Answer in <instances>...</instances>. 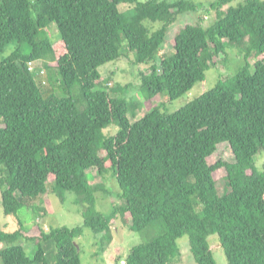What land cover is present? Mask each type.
<instances>
[{"label":"trees","instance_id":"trees-1","mask_svg":"<svg viewBox=\"0 0 264 264\" xmlns=\"http://www.w3.org/2000/svg\"><path fill=\"white\" fill-rule=\"evenodd\" d=\"M233 1H212V23L199 15L169 39L170 26L201 4L0 0V189L5 214L18 222L13 231L0 227V264H83L78 239L85 228L104 234L100 254L117 218L147 237L123 264H177L184 236L196 264H217L209 242L215 234L229 264H264V163L256 165L264 152V0ZM121 3L134 6L121 11ZM170 42L172 51L159 62ZM126 51L135 64L150 66V73L140 72L150 103L165 92L175 100L193 89L221 55L228 61L236 51L244 63L179 110L155 105L132 121L129 113L141 102L113 96L99 70ZM37 61L60 73L49 76V86ZM112 124L119 130L106 135ZM221 143L231 146L234 161L210 164ZM91 168L119 185L120 202L110 216L97 208L100 185L90 184ZM219 170L225 172L220 179ZM50 188L62 202L67 192L77 194L82 226L26 228L19 211ZM33 209L42 219L44 207Z\"/></svg>","mask_w":264,"mask_h":264},{"label":"rangeland","instance_id":"rangeland-1","mask_svg":"<svg viewBox=\"0 0 264 264\" xmlns=\"http://www.w3.org/2000/svg\"><path fill=\"white\" fill-rule=\"evenodd\" d=\"M145 1V0H139ZM201 4L199 12L184 13L177 21H175L169 28L168 38L174 39L176 33L180 31L186 24L195 23L198 16L201 15L205 19V24L209 25L214 20V13L208 12L207 7L214 0H194ZM240 0H234L231 4L237 5ZM243 1V0H242ZM134 5L131 4H120V10L125 11L132 8ZM205 9V10H204ZM149 24V22H146ZM158 25V24H157ZM50 32L54 40H59L57 27L53 25L50 28ZM173 42H170L165 47H163L158 55L159 62L161 59L169 52L172 51ZM123 51L125 46H123ZM11 48H8L5 54L10 52ZM1 57V56H0ZM134 55L132 52H125L124 56L116 61H111L99 68L102 73V80L104 81V87L113 96H125L129 99L132 97H137L142 106L133 115L129 113V117L132 121H137L145 114L151 111L155 105L161 107L162 111L165 112H175L194 100L195 98L202 95L204 92L213 88L219 78H227L234 75L238 68L243 65L244 60L238 57L236 51L231 52L228 61L224 60L225 56L221 55L220 58L216 60L217 64L206 72V79L203 82L197 83L193 89L182 95L181 97L170 100L168 93H164L161 96L160 101L147 102L144 94L140 89L141 76L140 72L150 73V66L146 64H135ZM37 68L42 66L45 69L44 79H46L47 86L50 85L49 76L51 74L54 77L60 76L59 71H51L47 69L43 62H36ZM40 81V77L37 79ZM55 84L57 93L62 94L60 88V82L57 80ZM75 94L78 92L77 89L74 90ZM131 102H133L131 100ZM134 103V102H133ZM82 103L79 102V105ZM84 104V103H83ZM82 104V105H83ZM119 130L118 125L112 124L104 129L106 135H113ZM223 159L226 161H234V153L231 146L228 143H221L218 146L217 151L209 158L210 164L216 163L218 160ZM264 163V152H261L256 157V165L259 169H262ZM0 167V175H1ZM88 176L91 185H100L98 191L95 195L98 198L97 208L105 216H110L114 206L118 205L120 202L119 185L113 177L107 175L106 177L101 176L96 168L88 169ZM225 175V172L219 170L216 172V177L220 179ZM1 189H0V227L6 231H13L17 229L18 222L16 216H7L4 212L1 200ZM75 192H67L66 199L64 202L61 201L58 195L52 193V189L46 195L41 196L32 201V206H24L18 213L19 217L24 222L27 229L33 228L35 224L40 222L46 229L57 226H68L74 228L76 226H82L84 222V217L82 213V206L75 202L76 199ZM38 206H43L45 214L41 219L38 212H35L33 208ZM42 214V211L41 213ZM104 236V234H102ZM102 235H96L89 228H85L84 234L78 239L79 241V251L81 254L83 264H123L124 259L128 256L131 249L146 241V231L135 232L131 229L130 223H125L121 218L114 220L112 224V239L107 242L104 251L97 254L100 249L98 241ZM25 247L30 250L32 248V243L27 240H23ZM209 242L214 253L215 260L217 264H229L225 251L221 246L219 236L217 234L211 235L209 237ZM179 245L181 250V259L177 264H196L193 258V254L189 246V237L184 236L179 239ZM5 244L1 243L0 248H4ZM120 261V262H119ZM2 263V262H1Z\"/></svg>","mask_w":264,"mask_h":264},{"label":"built area","instance_id":"built-area-1","mask_svg":"<svg viewBox=\"0 0 264 264\" xmlns=\"http://www.w3.org/2000/svg\"><path fill=\"white\" fill-rule=\"evenodd\" d=\"M31 68L33 69L34 67L32 66Z\"/></svg>","mask_w":264,"mask_h":264}]
</instances>
